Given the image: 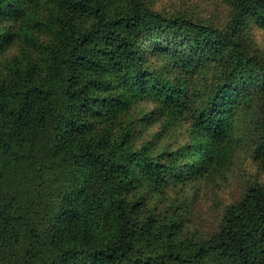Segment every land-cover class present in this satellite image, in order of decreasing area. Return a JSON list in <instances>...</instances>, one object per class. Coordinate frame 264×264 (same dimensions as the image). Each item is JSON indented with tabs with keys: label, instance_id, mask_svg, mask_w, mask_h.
<instances>
[{
	"label": "trees",
	"instance_id": "obj_1",
	"mask_svg": "<svg viewBox=\"0 0 264 264\" xmlns=\"http://www.w3.org/2000/svg\"><path fill=\"white\" fill-rule=\"evenodd\" d=\"M216 1L0 0V264H264V0Z\"/></svg>",
	"mask_w": 264,
	"mask_h": 264
},
{
	"label": "rangeland",
	"instance_id": "obj_2",
	"mask_svg": "<svg viewBox=\"0 0 264 264\" xmlns=\"http://www.w3.org/2000/svg\"><path fill=\"white\" fill-rule=\"evenodd\" d=\"M155 8L163 12H183L195 18L209 19L220 23L224 10L216 0H151ZM258 46L264 52V36L257 33ZM171 140V139H170ZM165 141H169L165 139ZM245 147V146H244ZM248 150L241 148L235 156L232 173L229 179L218 177L216 181L202 183L199 197L194 200L196 205V223L201 224L205 231H213L221 218L224 207L238 200L244 192L245 184L253 177ZM198 196V195H197Z\"/></svg>",
	"mask_w": 264,
	"mask_h": 264
}]
</instances>
